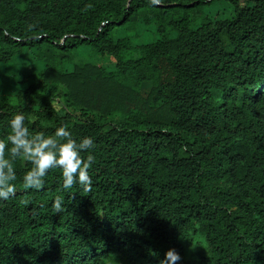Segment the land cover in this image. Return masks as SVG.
Listing matches in <instances>:
<instances>
[{
  "label": "trees",
  "instance_id": "16d2710c",
  "mask_svg": "<svg viewBox=\"0 0 264 264\" xmlns=\"http://www.w3.org/2000/svg\"><path fill=\"white\" fill-rule=\"evenodd\" d=\"M215 1L0 0V64L46 59L0 98V138L23 112L30 131L95 141L87 193L65 194L59 169L25 189L17 161L0 264H160L169 248L176 264H264V0L212 21ZM137 23L144 41L114 39ZM81 46L114 65L72 64Z\"/></svg>",
  "mask_w": 264,
  "mask_h": 264
},
{
  "label": "clouds",
  "instance_id": "9594fccd",
  "mask_svg": "<svg viewBox=\"0 0 264 264\" xmlns=\"http://www.w3.org/2000/svg\"><path fill=\"white\" fill-rule=\"evenodd\" d=\"M23 112L13 113L7 121L6 138H0V200H8L15 194L19 160L30 165L23 173L25 189H41L49 170L59 169L60 188L69 193L74 185L84 193L91 191L90 167L95 163V141L91 136L79 139L67 126L61 125L54 132L30 131ZM53 213L63 210V197L57 195L51 203ZM180 255L172 248L164 253L160 264H176Z\"/></svg>",
  "mask_w": 264,
  "mask_h": 264
},
{
  "label": "rangeland",
  "instance_id": "374dc122",
  "mask_svg": "<svg viewBox=\"0 0 264 264\" xmlns=\"http://www.w3.org/2000/svg\"><path fill=\"white\" fill-rule=\"evenodd\" d=\"M205 13L210 20L229 16L231 8L227 0H217L209 8H206ZM145 31L142 24L137 23L136 28L131 30L126 26H120L115 29L114 39L121 37H129L132 44H137L146 39ZM46 62L45 58L34 60L32 54L19 55L10 63L0 64V98H11L14 92L20 87H26L33 75L42 68ZM90 62L100 66L112 67L114 59L106 53L94 52L88 46H81L73 56L74 63ZM72 64L66 65V70L72 67ZM58 107V106H57ZM202 244L198 241L196 244L189 245L188 252L193 253L202 249Z\"/></svg>",
  "mask_w": 264,
  "mask_h": 264
}]
</instances>
